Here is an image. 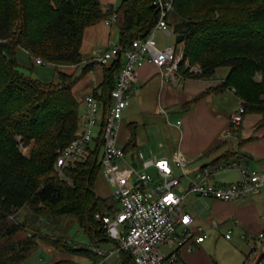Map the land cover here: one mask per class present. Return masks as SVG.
I'll return each mask as SVG.
<instances>
[{
  "label": "trees",
  "instance_id": "obj_1",
  "mask_svg": "<svg viewBox=\"0 0 264 264\" xmlns=\"http://www.w3.org/2000/svg\"><path fill=\"white\" fill-rule=\"evenodd\" d=\"M154 1L122 0L104 9L99 0H0V264H21L39 240L69 247L67 238L47 230L42 222L67 218L93 238H107L95 214H115L119 206L113 195L101 198L95 190L102 172L101 134L84 160L69 164L63 174L55 167L60 151L82 127L81 102L73 88L96 62L87 63L80 75L60 69L56 80L46 82L22 71L18 49L43 64L78 66L84 61L81 46L87 27L106 19L115 8L122 44L146 38L159 19ZM173 11L180 18L175 31L183 34L182 74L206 79L228 67L216 89H235L246 114H262L264 122V0H174ZM186 62L190 68L198 64V70L186 67ZM121 66L118 59L106 67L101 91L94 93L104 111ZM240 129L231 127L236 136ZM232 155L227 151L223 157ZM21 209L30 217L9 218ZM68 249L92 252L84 246ZM121 258L124 264H134L128 252L122 251ZM177 264H182L179 259Z\"/></svg>",
  "mask_w": 264,
  "mask_h": 264
},
{
  "label": "crops",
  "instance_id": "obj_2",
  "mask_svg": "<svg viewBox=\"0 0 264 264\" xmlns=\"http://www.w3.org/2000/svg\"><path fill=\"white\" fill-rule=\"evenodd\" d=\"M99 1L104 9H107L110 5L116 7L122 0ZM178 21L180 20L176 19L175 24ZM119 39L120 27L118 22L114 25H108L105 20H102L85 30L81 46L84 61L78 66L83 69L87 63L96 62V64L82 76L73 88L76 98L81 102L82 115L86 109L85 98L92 93H100L105 68L113 63V61L107 64L97 62L95 60L96 53L103 51V48L106 50L111 42ZM77 67H71V71L76 70ZM220 69L222 68L217 69L216 77L206 79L185 77L181 82H171L166 81L159 68L149 61H145L138 67L137 81L131 88L130 105L124 111L117 135V143L119 146L127 148L129 158L133 159L132 156L134 155L141 169H145L149 173L152 170L151 174H157L155 166L144 168V159L153 157L170 159L174 154L180 152L186 157L188 163L184 172L182 169H178L188 177H196L198 171L206 166L234 161L246 165L250 169L264 172L263 115L247 113L240 125L239 136L235 134L230 137L227 136V132L231 131V117L243 103V99L232 88L216 89L229 72V68L223 71ZM63 71L73 74L71 71ZM81 124H83V118ZM131 138H134V143L129 144ZM227 151L233 153L229 159L223 157ZM220 157L223 159L216 161ZM175 172L177 173L176 168ZM240 178V170L230 168L217 172L211 180L218 185H226L238 181ZM105 180L108 181L102 169L95 183V190L99 197H101L99 190L104 186L103 181ZM199 197L204 198L203 196ZM208 198L213 199L214 205L218 208L217 214L221 215L222 218L206 220L193 214L195 216L194 227H202L209 237L212 229L226 226L228 216L236 213L237 219L234 221V225L243 227L242 232H239L240 238L247 241L250 247L249 236L264 230V186L245 199L224 201L212 197ZM183 202V208L187 211ZM115 207L117 211L120 208V206ZM27 216L30 217L29 212L26 213L25 217ZM214 221L218 222V228L213 226ZM67 223L69 225L71 220L69 219ZM226 227L234 230L231 226ZM88 237L90 239L89 244L86 240L81 242L73 240L72 242L74 248L89 247L92 250L89 254H80L68 250L61 251L58 247L39 240V242L44 243L51 255V261L45 262L43 259V264H83L90 258L94 260L93 264H96L103 259L97 249L108 252L105 264H124L121 254L112 252L114 242L108 237L96 236L93 238L90 235ZM207 239L202 243L193 245L190 249L185 246L177 248L162 246L168 248L166 253H174L182 264H204L209 261V255L206 253Z\"/></svg>",
  "mask_w": 264,
  "mask_h": 264
},
{
  "label": "built area",
  "instance_id": "obj_3",
  "mask_svg": "<svg viewBox=\"0 0 264 264\" xmlns=\"http://www.w3.org/2000/svg\"><path fill=\"white\" fill-rule=\"evenodd\" d=\"M154 4L159 11V19L146 38H135L126 45L120 40L113 41L106 50L96 54L95 60L101 64L118 59L122 61L116 86L111 91L110 104L104 111L102 101L94 93L85 98L86 109L82 115L81 130L60 151L55 167L63 174L66 166H74L78 161L84 160L88 147L101 134L103 173L112 184L113 196L120 208L115 214L97 212L95 218L102 222L107 237L114 242L112 252L119 255L122 251L128 252L134 264H177L175 254L164 252L162 245L174 248L185 246L190 249L208 238L202 227H194L195 216L184 210V198L190 193H196L224 201L245 199L264 186V172L250 169L236 161L209 165L198 171L185 192L179 194L176 188L181 184V178L176 174L175 168L184 172L188 163L182 153L174 154L170 159H144V168L156 167L157 176L154 177L145 169H140L136 158H129L125 147L118 145L120 123L124 111L130 105L131 88L137 81L138 67L149 61L159 68L166 81L181 82L185 78L181 72L183 48L170 46L162 49L155 39L156 30H163L168 26L169 16L174 10V0H155ZM118 19L119 14L114 8L104 20L108 25H114ZM38 61L43 63L41 59ZM245 115L246 109L242 103L231 117V127H239ZM231 135L232 130L227 132L228 137ZM21 147L23 148V143ZM135 161L137 167L133 165ZM230 168L240 170V180L226 185L213 183L211 179L217 172ZM20 212L18 210L10 214L9 218L18 220ZM213 226L218 228V222L214 221ZM232 236L233 229L228 227L225 237L232 239ZM249 237L250 253L244 264H264V230ZM97 252L103 259L96 264H105L108 252L103 249H97Z\"/></svg>",
  "mask_w": 264,
  "mask_h": 264
},
{
  "label": "rangeland",
  "instance_id": "obj_4",
  "mask_svg": "<svg viewBox=\"0 0 264 264\" xmlns=\"http://www.w3.org/2000/svg\"><path fill=\"white\" fill-rule=\"evenodd\" d=\"M176 19L180 20V18L175 14L174 11L171 12L169 16V23L168 26L161 30L158 29L155 32V39L158 43L160 48H167L170 46H177L180 48L183 46V43H177L176 38L178 33L175 31V21ZM169 30V32H167ZM118 41V40H116ZM103 48L102 50H104ZM101 51H97L96 54H99ZM18 59L22 64L21 69L28 75H31L33 78L39 79L41 81H53L56 80L58 70L62 68L63 70L71 71V67H77L75 65H60L57 66L52 63L43 64L40 63L38 60L39 58L31 57L28 52L24 49H18ZM186 67L190 68L189 62H186ZM199 65L195 64L191 67V70H198ZM220 71L228 68V67H220ZM82 70L81 66H78L76 70L71 71L73 74H80ZM234 133L232 132V135ZM231 135V136H232ZM26 153L28 149H23ZM175 167V166H174ZM141 169V167H140ZM177 175L181 178V184L179 187L176 188V191L179 194H183L185 192V188L188 187L192 180L195 177H188L183 175L182 171L176 168ZM152 173V170H150ZM156 177V174H152ZM192 179V180H190ZM102 180V178H101ZM104 186L101 187L99 190L101 194H99L103 198L111 197L113 187L112 184L105 180L103 181ZM97 186V184H96ZM200 195H196V193H190L187 198L184 200V207L186 210L192 214L198 215L206 220H213V219H221L222 216L217 214V206L214 205V201L211 198H202L199 197ZM19 213V218L24 219L26 213H28L27 209H21ZM237 219V214L234 213L233 215H229L226 222V226H231L234 228L233 238L228 240L225 238L224 234L227 230L226 226H222L219 229H212L210 231V236L207 239L206 243V253L209 255L208 260L204 264H244L246 261V255L250 253V247L247 244V241L242 240L240 238V233L242 232L243 227L234 225V221ZM42 220V219H41ZM68 220L65 218L60 223L54 222H42V225H46V229L51 231L52 233H56V235L64 236L69 240V247H62L58 248L59 250L63 251H72L68 248H73V240L74 241H87L88 244L90 243V239L88 237V233L80 227L77 223L71 222L68 225ZM68 225V226H67ZM241 230V231H240ZM88 234V235H87ZM67 235V236H66ZM48 244V243H47ZM52 245V244H50ZM53 246V245H52ZM161 249L166 252L167 247L161 246ZM43 259L45 262L51 261V255L47 251L44 243L39 242V245L35 248V250L29 255L26 261L21 264H43ZM255 259V256L251 259L252 261ZM93 259L90 258L88 261L84 262L83 264H93Z\"/></svg>",
  "mask_w": 264,
  "mask_h": 264
},
{
  "label": "water",
  "instance_id": "obj_5",
  "mask_svg": "<svg viewBox=\"0 0 264 264\" xmlns=\"http://www.w3.org/2000/svg\"><path fill=\"white\" fill-rule=\"evenodd\" d=\"M182 39H183V34H178V35H177V38H176V42H177V43H180V42L182 41ZM10 61H12V59H10ZM214 76L216 77V74H215ZM132 158L134 159V155L132 156ZM133 165H134L135 167H137V162L135 161V162L133 163Z\"/></svg>",
  "mask_w": 264,
  "mask_h": 264
}]
</instances>
